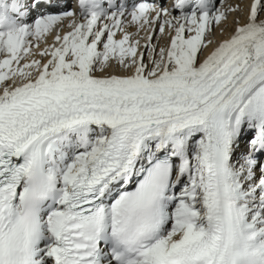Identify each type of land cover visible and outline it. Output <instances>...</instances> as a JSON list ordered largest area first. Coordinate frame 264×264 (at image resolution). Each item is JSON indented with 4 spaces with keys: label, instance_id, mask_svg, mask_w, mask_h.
<instances>
[{
    "label": "snow or ice",
    "instance_id": "1",
    "mask_svg": "<svg viewBox=\"0 0 264 264\" xmlns=\"http://www.w3.org/2000/svg\"><path fill=\"white\" fill-rule=\"evenodd\" d=\"M0 264H264V0H0Z\"/></svg>",
    "mask_w": 264,
    "mask_h": 264
}]
</instances>
